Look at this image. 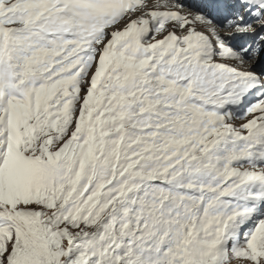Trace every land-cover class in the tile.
Masks as SVG:
<instances>
[{"label":"snow or ice","instance_id":"snow-or-ice-1","mask_svg":"<svg viewBox=\"0 0 264 264\" xmlns=\"http://www.w3.org/2000/svg\"><path fill=\"white\" fill-rule=\"evenodd\" d=\"M0 264H264V0H0Z\"/></svg>","mask_w":264,"mask_h":264}]
</instances>
